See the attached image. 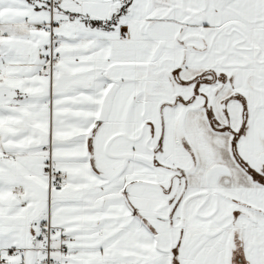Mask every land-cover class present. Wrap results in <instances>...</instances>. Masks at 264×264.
I'll list each match as a JSON object with an SVG mask.
<instances>
[{"label":"snow or ice","instance_id":"obj_1","mask_svg":"<svg viewBox=\"0 0 264 264\" xmlns=\"http://www.w3.org/2000/svg\"><path fill=\"white\" fill-rule=\"evenodd\" d=\"M0 264H264V0H0Z\"/></svg>","mask_w":264,"mask_h":264}]
</instances>
